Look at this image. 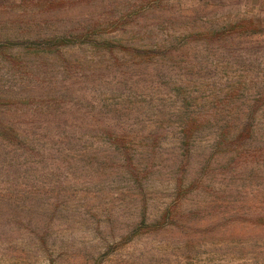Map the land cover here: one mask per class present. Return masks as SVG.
I'll return each instance as SVG.
<instances>
[{
    "label": "rangeland",
    "instance_id": "rangeland-1",
    "mask_svg": "<svg viewBox=\"0 0 264 264\" xmlns=\"http://www.w3.org/2000/svg\"><path fill=\"white\" fill-rule=\"evenodd\" d=\"M0 264H264V0H0Z\"/></svg>",
    "mask_w": 264,
    "mask_h": 264
},
{
    "label": "trees",
    "instance_id": "trees-1",
    "mask_svg": "<svg viewBox=\"0 0 264 264\" xmlns=\"http://www.w3.org/2000/svg\"><path fill=\"white\" fill-rule=\"evenodd\" d=\"M11 136H12V138H14V139L17 138V140H19L20 144H21L22 142H26V141H27V137H26L25 133L15 131V129H14V131L12 130V135H11ZM13 141H15V140H13ZM15 142H16V141H15ZM16 143H17V142H16Z\"/></svg>",
    "mask_w": 264,
    "mask_h": 264
}]
</instances>
